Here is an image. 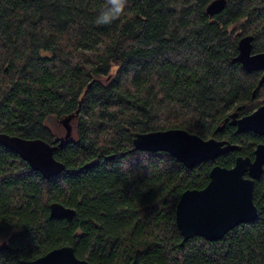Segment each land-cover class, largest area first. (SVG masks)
<instances>
[{
    "label": "trees",
    "instance_id": "1",
    "mask_svg": "<svg viewBox=\"0 0 264 264\" xmlns=\"http://www.w3.org/2000/svg\"><path fill=\"white\" fill-rule=\"evenodd\" d=\"M212 1L127 0L119 19L97 25L104 0H0V133L41 139L64 165L47 180L0 146V264L66 245L90 264H129L137 250L143 264H264V171L254 222L216 242L182 243L175 225L184 191L264 143L228 124L264 103L260 72L232 62L243 36L264 53V0H226L210 18ZM77 110L59 147L47 122ZM170 129L236 150L191 169L164 152H131L136 133ZM52 203L74 217L51 218Z\"/></svg>",
    "mask_w": 264,
    "mask_h": 264
},
{
    "label": "water",
    "instance_id": "2",
    "mask_svg": "<svg viewBox=\"0 0 264 264\" xmlns=\"http://www.w3.org/2000/svg\"><path fill=\"white\" fill-rule=\"evenodd\" d=\"M226 6V0H213L206 9L210 18L220 14ZM252 36H243L237 43V55L232 62L241 65L246 73L260 71L258 83L264 84V53H252ZM254 95V94H253ZM73 115L64 117L59 123L65 134L58 139V146L71 137L69 125ZM228 124L236 133H253L264 138V103L251 114L238 118L230 115ZM0 146L12 151L24 161L31 170L44 179L59 176L64 165L54 159V147L41 139H24L0 133ZM236 150V146L225 140H208L182 129H170L148 133H136L132 140L131 152L169 154L186 169H191L204 161H214L222 155ZM253 160L249 157H237L231 168L215 165L209 172V181L201 189L184 191L175 207L174 219L182 243L198 237L208 242L221 240L229 231L241 224L256 220L257 209L253 203L254 184L264 171V144L257 145ZM51 218L70 220L75 211L59 203L49 206ZM181 243V245H182ZM6 245H0V249ZM141 252L137 250L129 264H143ZM19 264H90L78 259L71 246H62L32 261H20ZM124 264V263H118Z\"/></svg>",
    "mask_w": 264,
    "mask_h": 264
},
{
    "label": "clouds",
    "instance_id": "3",
    "mask_svg": "<svg viewBox=\"0 0 264 264\" xmlns=\"http://www.w3.org/2000/svg\"><path fill=\"white\" fill-rule=\"evenodd\" d=\"M126 5L127 0H104L95 23L97 25H109L113 23L125 12Z\"/></svg>",
    "mask_w": 264,
    "mask_h": 264
},
{
    "label": "rangeland",
    "instance_id": "4",
    "mask_svg": "<svg viewBox=\"0 0 264 264\" xmlns=\"http://www.w3.org/2000/svg\"><path fill=\"white\" fill-rule=\"evenodd\" d=\"M238 34V32H236ZM47 126L50 128V130L56 134L58 137H63L65 134L64 127L59 123L58 120H55L54 118H50L47 122ZM71 134H73V130H71ZM1 241V239H0Z\"/></svg>",
    "mask_w": 264,
    "mask_h": 264
},
{
    "label": "flooded vegetation",
    "instance_id": "5",
    "mask_svg": "<svg viewBox=\"0 0 264 264\" xmlns=\"http://www.w3.org/2000/svg\"><path fill=\"white\" fill-rule=\"evenodd\" d=\"M257 72H260V71H257ZM261 76H262V72H260V78H261ZM260 78H259V81H260ZM262 104H263V103H262ZM262 104H261V105H262ZM261 105H260V106H261ZM260 106H259V107H260ZM255 110H256V109H255ZM255 110H254V111H255ZM260 137H261V136H260ZM262 138H263V137H262ZM263 139H264V138H263ZM260 144H264V143H260ZM258 145H259V144H258ZM256 147H257V146H256ZM256 147H255V149H256ZM255 149H254V150H255ZM253 153H254V151H253ZM239 157H241V156H239ZM249 158H250V157H249ZM253 158H254V154H253V156H252L251 159L253 160Z\"/></svg>",
    "mask_w": 264,
    "mask_h": 264
}]
</instances>
